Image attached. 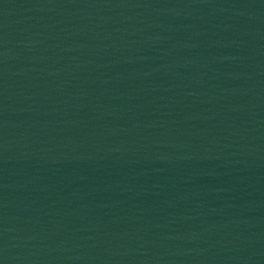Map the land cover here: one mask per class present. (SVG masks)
Segmentation results:
<instances>
[{
	"label": "water",
	"instance_id": "1",
	"mask_svg": "<svg viewBox=\"0 0 264 264\" xmlns=\"http://www.w3.org/2000/svg\"><path fill=\"white\" fill-rule=\"evenodd\" d=\"M0 264H264V0H0Z\"/></svg>",
	"mask_w": 264,
	"mask_h": 264
}]
</instances>
